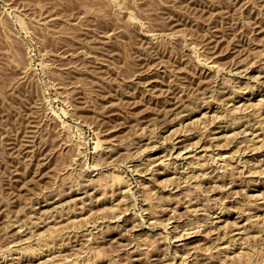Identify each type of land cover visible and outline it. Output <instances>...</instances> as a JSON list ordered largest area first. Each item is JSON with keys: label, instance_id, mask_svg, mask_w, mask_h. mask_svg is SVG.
Wrapping results in <instances>:
<instances>
[{"label": "rangeland", "instance_id": "1", "mask_svg": "<svg viewBox=\"0 0 264 264\" xmlns=\"http://www.w3.org/2000/svg\"><path fill=\"white\" fill-rule=\"evenodd\" d=\"M0 264H264V0H0Z\"/></svg>", "mask_w": 264, "mask_h": 264}, {"label": "bare ground", "instance_id": "2", "mask_svg": "<svg viewBox=\"0 0 264 264\" xmlns=\"http://www.w3.org/2000/svg\"><path fill=\"white\" fill-rule=\"evenodd\" d=\"M201 109H202V108H201ZM198 110H199V109H198ZM191 112H193V111H191ZM196 112H197V111H196ZM199 112H200V111H199ZM201 112H202V111H201ZM204 113H205V112H204ZM192 115H193V114H192ZM192 115H190V116H192ZM203 115H204V114H203ZM195 116H196V115H195ZM195 116H194V117H195ZM197 117L199 118V115H198ZM186 118H187V117H186ZM188 118H189V116H188ZM198 118H197V119H198ZM200 118H201V117H200ZM200 118H199V119H200ZM195 119H196V118H195ZM197 119H196V121H197ZM201 119H202V118H201ZM190 120H191V119H190ZM190 120H189V121H190ZM193 120H194V118H192V121H193ZM190 122H191V121H190ZM213 129H214V128H213ZM212 133H213V132H212ZM200 147H201V146H200ZM188 151L190 152V150H188ZM193 151H194V150H193ZM193 151H192V152H193ZM179 155H180V153H179ZM189 155H190V154H189ZM185 157H186V156H185ZM189 157H190V156H189ZM186 158H187V157H186ZM213 221H214V220H213ZM217 222H218V221H217ZM217 224H218V223H217ZM217 226H218V225H217ZM216 228H218V227H216Z\"/></svg>", "mask_w": 264, "mask_h": 264}]
</instances>
